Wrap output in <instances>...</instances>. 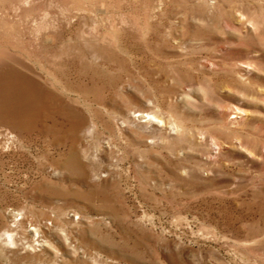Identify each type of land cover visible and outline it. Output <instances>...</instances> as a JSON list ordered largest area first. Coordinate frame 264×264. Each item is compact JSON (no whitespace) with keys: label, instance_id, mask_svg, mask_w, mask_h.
<instances>
[{"label":"rangeland","instance_id":"374dc122","mask_svg":"<svg viewBox=\"0 0 264 264\" xmlns=\"http://www.w3.org/2000/svg\"><path fill=\"white\" fill-rule=\"evenodd\" d=\"M0 264H264V0H0Z\"/></svg>","mask_w":264,"mask_h":264},{"label":"bare ground","instance_id":"6f19581e","mask_svg":"<svg viewBox=\"0 0 264 264\" xmlns=\"http://www.w3.org/2000/svg\"><path fill=\"white\" fill-rule=\"evenodd\" d=\"M151 117H153V116H151ZM151 117L149 116V115H143V113H141V112H139V111H135L134 113H133V118H136V119H141V120H144V121H141V122H145V123H149V122H152V124H154V119H151ZM157 121V120H156ZM155 121V122H156ZM36 232V231H35ZM36 235V234H35ZM38 238V237H37ZM11 243H13V242H10V240H8V243H6V244H11ZM22 246V245H21ZM29 246H31V245H29ZM28 250L30 251L31 249L30 248H23L22 249V251L23 252H28Z\"/></svg>","mask_w":264,"mask_h":264}]
</instances>
